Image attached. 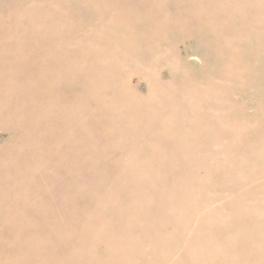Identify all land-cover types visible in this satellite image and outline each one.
Segmentation results:
<instances>
[{
	"label": "rangeland",
	"instance_id": "1",
	"mask_svg": "<svg viewBox=\"0 0 264 264\" xmlns=\"http://www.w3.org/2000/svg\"><path fill=\"white\" fill-rule=\"evenodd\" d=\"M0 264H264V0H0Z\"/></svg>",
	"mask_w": 264,
	"mask_h": 264
}]
</instances>
